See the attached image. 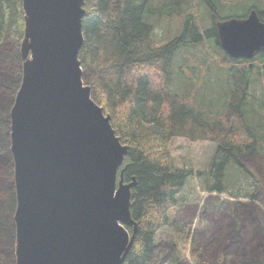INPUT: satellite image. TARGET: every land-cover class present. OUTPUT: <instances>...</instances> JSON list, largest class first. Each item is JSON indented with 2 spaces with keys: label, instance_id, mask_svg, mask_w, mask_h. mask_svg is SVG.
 Segmentation results:
<instances>
[{
  "label": "trees",
  "instance_id": "obj_1",
  "mask_svg": "<svg viewBox=\"0 0 264 264\" xmlns=\"http://www.w3.org/2000/svg\"><path fill=\"white\" fill-rule=\"evenodd\" d=\"M193 5L198 7L196 13ZM200 5L211 11L213 22L208 28L197 17ZM84 8L85 38L79 53L83 79L92 87L93 98L111 115L121 141L129 146L125 180L138 181L133 188L132 216L139 229L123 264L147 263L156 249L157 231L168 225L169 212L190 175L175 165L170 150L174 137L217 145L210 168L199 172L205 190L226 191L236 199L255 198L241 188L234 191L225 171L231 161L243 167L241 158L250 153L257 151L264 157V50L254 59L226 54L216 21L246 17L252 8L264 20V0H85ZM174 15L182 18L178 34L166 42L155 39L163 17ZM24 29L22 0H0V45L11 39L10 50L0 54V72L8 71L3 79L8 82L22 71ZM213 58L223 65L229 84L227 106L218 112L196 102L195 87L201 83L191 80L174 87L175 75L185 73L183 64L201 68L203 75ZM7 101L5 94L0 96V117ZM3 125L4 120L0 122V264H12L16 262L11 246L16 244L17 197ZM188 238V233L180 232L183 249ZM178 252L174 264L179 263ZM204 253L192 252L196 264Z\"/></svg>",
  "mask_w": 264,
  "mask_h": 264
},
{
  "label": "water",
  "instance_id": "obj_2",
  "mask_svg": "<svg viewBox=\"0 0 264 264\" xmlns=\"http://www.w3.org/2000/svg\"><path fill=\"white\" fill-rule=\"evenodd\" d=\"M85 0H22V81L12 106L17 197L15 264H123L139 223L136 178L122 168L129 146L84 82ZM232 57L264 49V21L217 22ZM128 226H133L130 232Z\"/></svg>",
  "mask_w": 264,
  "mask_h": 264
},
{
  "label": "rangeland",
  "instance_id": "obj_3",
  "mask_svg": "<svg viewBox=\"0 0 264 264\" xmlns=\"http://www.w3.org/2000/svg\"><path fill=\"white\" fill-rule=\"evenodd\" d=\"M197 8L193 5V13H196ZM210 12L207 5H200L197 14L207 28L213 22ZM224 13L229 15L228 10ZM181 23L180 16L163 17L160 27L155 31V39L161 42L169 41L168 39L178 34ZM208 40L210 39L207 38V42ZM9 42L11 39L6 38L0 45V54L1 50H10ZM210 43L215 42L211 40ZM182 67L185 73L175 75L174 87L178 88L181 82L191 80L192 83H201L200 87H195L196 102L212 107L214 112L226 108L228 98L225 88H228L229 84L225 80L223 65L213 58L210 69L203 75L201 68L193 69L186 63ZM7 73L8 71L0 72V96L5 94L8 98L4 103L0 122L4 120L1 131L7 136L8 151L13 164L10 112L21 85L23 71L19 74L15 72L14 81L10 82L3 80ZM8 83L10 84L7 85ZM176 88L174 89L179 92L184 89ZM186 90L191 91V88L187 87ZM190 97L192 95L188 98ZM94 99L100 104L97 98ZM216 149L217 145L209 140H192L182 136L171 140L170 150L175 165L189 171L190 175L178 195L176 207L169 212L168 225L157 231L155 252L147 263L140 264H174L172 261L178 251V264H196L192 252L203 251L204 256L199 258L200 262L197 264H264V157L256 151L241 158V168L234 161L228 164L225 171L226 180L230 181L234 191L241 188V192L255 195L254 199H235L226 191L220 193L204 189L199 172H206L210 168ZM13 181L15 182V179ZM128 229L133 231L130 226ZM183 231L189 235L185 249L179 242V234ZM11 247L15 259V242ZM14 262L15 260L12 264Z\"/></svg>",
  "mask_w": 264,
  "mask_h": 264
},
{
  "label": "bare ground",
  "instance_id": "obj_4",
  "mask_svg": "<svg viewBox=\"0 0 264 264\" xmlns=\"http://www.w3.org/2000/svg\"><path fill=\"white\" fill-rule=\"evenodd\" d=\"M173 58V57H172ZM250 86V85H249ZM253 90V89H252Z\"/></svg>",
  "mask_w": 264,
  "mask_h": 264
}]
</instances>
